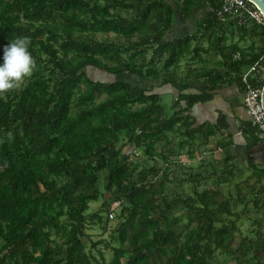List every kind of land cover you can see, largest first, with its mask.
Segmentation results:
<instances>
[{
  "label": "trees",
  "instance_id": "1",
  "mask_svg": "<svg viewBox=\"0 0 264 264\" xmlns=\"http://www.w3.org/2000/svg\"><path fill=\"white\" fill-rule=\"evenodd\" d=\"M221 2L0 0V63L25 35L35 59L30 77L0 93V264H264V168L249 174L236 155L217 156L234 140L209 147L222 129L191 114L221 88L244 93L243 74L264 53V27L219 18ZM204 4L210 11L193 33L166 40L178 14L191 19ZM236 28L259 45L229 42ZM185 61L196 67L182 72ZM263 65L253 85H264ZM88 68L161 81L172 112L157 85L93 79ZM243 134L263 142L251 120ZM201 146L199 169L183 168L179 156L195 159ZM115 202L110 240L90 246L87 229L108 231ZM244 220L252 229L242 237Z\"/></svg>",
  "mask_w": 264,
  "mask_h": 264
},
{
  "label": "crops",
  "instance_id": "2",
  "mask_svg": "<svg viewBox=\"0 0 264 264\" xmlns=\"http://www.w3.org/2000/svg\"><path fill=\"white\" fill-rule=\"evenodd\" d=\"M221 3L222 7L223 0ZM209 11V6L207 4H204L203 9L200 10V12H198L191 19H183L181 15L178 14L175 18V23L172 29L167 33L166 40H172L169 37L171 35H176L179 30H185L187 28L191 29L190 33H185L180 37L193 33L197 28L198 22L202 21L207 16ZM219 18L223 20L229 18H233L236 20L238 19L237 21L239 25L247 24L246 22L249 21L252 23H257L264 27V24L259 23L250 17H248L245 21H241V19H239L238 17L230 14H227L224 17L219 16ZM235 30L236 32L234 33V35L230 31H228V35L231 36L229 42H237L242 48L245 49L251 48L255 46V44L257 46L259 45L260 42L257 36L250 33H239L237 28ZM175 38H177V36ZM238 55H240V57H238ZM263 56L264 53L262 54L261 59L263 58ZM235 58L241 59V52L236 53ZM219 61L220 58L215 56H212L211 60H209L210 63L215 64H217V62ZM259 62H261V60ZM253 65H251V67L243 74V77L244 75L249 73ZM189 67L195 68L196 66H190L186 61L181 63L182 72L184 70L187 71ZM257 73L258 71L249 75V83L253 84L251 82V78ZM243 82L244 85L247 86V83L244 81V79ZM191 114L197 120V124L208 122L222 129L219 131V135L211 138L209 147L215 146L216 140L220 138H230L234 140L235 144L230 147L225 153L222 149L217 150V156L221 157L226 153L236 155L241 160V163L248 170H250L248 171L249 174L251 173L250 165L256 166L257 168H264V149L260 147V143L249 145L247 137L243 134L244 124L245 122L251 120V118L247 113L244 105V93L241 91L238 85L234 84L232 86H227L219 89L210 101L196 104L191 109Z\"/></svg>",
  "mask_w": 264,
  "mask_h": 264
},
{
  "label": "rangeland",
  "instance_id": "3",
  "mask_svg": "<svg viewBox=\"0 0 264 264\" xmlns=\"http://www.w3.org/2000/svg\"><path fill=\"white\" fill-rule=\"evenodd\" d=\"M191 29H185V30H179L177 32L176 35H171L169 38L170 39H175V37L177 36V38H179L180 36L184 35L185 33H190ZM95 37L99 40H104L107 38H113L115 37V34L111 33V34H102V33H98L95 34ZM207 58H210V56H206ZM88 74L91 78L93 79H98V80H102V81H112V80H129L131 82H133L135 85H140L143 87H151L152 85H157L161 84V81H149V80H145L135 74L132 73H125L123 75L120 76H115L113 74L110 73H106L100 69H96V68H88ZM157 91H159L162 94V98H163V103L166 105V107L168 108L169 112H172L171 110V106L174 100V96H173V91L169 90L168 87L166 86H158V88H156ZM105 99V96H103L100 100ZM99 100V101H100ZM134 146H127V150L128 151H133L134 150ZM205 147L201 146V148H198V151L195 152L196 158L191 159L189 158L188 154L184 151V153L179 156V162L181 163V166L183 168H186L187 166H194L195 168L199 169V165H200V161L203 160L202 158L208 154L203 155L202 150H204ZM187 150V149H185ZM143 150H138L137 154H139L140 156L143 155ZM160 160V158H159ZM162 162V161H161ZM184 169H180V167H176L174 166V169L172 170L174 173L176 172L178 175L181 174L182 176L187 174V171H189L188 169H186V171H181ZM227 186V185H226ZM232 190L235 192V188L232 187ZM103 204V199H101L98 202H92L91 203V211H95L97 209H99L101 207V205ZM121 206L119 204V202H115L112 206H111V211L113 210V212L115 213L114 217H111L109 214V217L111 219L110 221V229L108 231H104L103 227L101 225H91L89 226V228L87 229V234L89 236V238H85V241L88 242V244L91 246L92 242H98L100 240H110V231L111 229H113L116 224L119 221V212H120ZM110 211V212H111ZM180 209L177 210L178 213H180ZM251 220H244V222L242 223L241 226V236H246L250 234V231L252 229L251 227ZM100 247L105 251L107 257L110 259L111 258V253L109 250H105L103 245H100ZM97 252V254L99 255L98 251L95 250ZM230 264H236L237 261L235 260H229Z\"/></svg>",
  "mask_w": 264,
  "mask_h": 264
},
{
  "label": "built area",
  "instance_id": "4",
  "mask_svg": "<svg viewBox=\"0 0 264 264\" xmlns=\"http://www.w3.org/2000/svg\"><path fill=\"white\" fill-rule=\"evenodd\" d=\"M218 16L224 17L227 14L233 15L245 21L248 17L264 24V15L260 9L250 0H223L221 9L217 11ZM237 57V56H236ZM240 57V55H238ZM264 64V56L261 59ZM261 62L253 65L248 74L244 75L243 79L247 83L244 92V105L251 118V122L264 135V106L262 104V92L264 85H253L249 83V75L257 72L261 67ZM264 66V65H263ZM115 213H110L114 217Z\"/></svg>",
  "mask_w": 264,
  "mask_h": 264
},
{
  "label": "clouds",
  "instance_id": "5",
  "mask_svg": "<svg viewBox=\"0 0 264 264\" xmlns=\"http://www.w3.org/2000/svg\"><path fill=\"white\" fill-rule=\"evenodd\" d=\"M31 39L17 36L4 47L3 62L0 63V93L13 89L35 68V59L30 51Z\"/></svg>",
  "mask_w": 264,
  "mask_h": 264
},
{
  "label": "water",
  "instance_id": "6",
  "mask_svg": "<svg viewBox=\"0 0 264 264\" xmlns=\"http://www.w3.org/2000/svg\"><path fill=\"white\" fill-rule=\"evenodd\" d=\"M251 2H253L255 5H257V7L260 9V11L263 13L264 15V0H250ZM262 104L264 106V86H263V92H262ZM263 140H264V135H261ZM260 147L264 149V142L260 143Z\"/></svg>",
  "mask_w": 264,
  "mask_h": 264
}]
</instances>
